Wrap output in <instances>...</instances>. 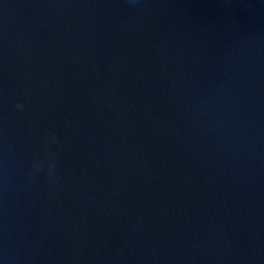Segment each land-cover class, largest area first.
Returning a JSON list of instances; mask_svg holds the SVG:
<instances>
[{"label": "water", "instance_id": "95a60500", "mask_svg": "<svg viewBox=\"0 0 264 264\" xmlns=\"http://www.w3.org/2000/svg\"><path fill=\"white\" fill-rule=\"evenodd\" d=\"M0 264H264V0H0Z\"/></svg>", "mask_w": 264, "mask_h": 264}]
</instances>
